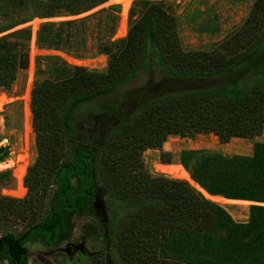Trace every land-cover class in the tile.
<instances>
[{
	"label": "trees",
	"instance_id": "16d2710c",
	"mask_svg": "<svg viewBox=\"0 0 264 264\" xmlns=\"http://www.w3.org/2000/svg\"><path fill=\"white\" fill-rule=\"evenodd\" d=\"M105 1L0 0V32L33 17L79 14ZM170 4L132 2L126 36L100 48L109 56L105 71L38 57L31 90L38 162L57 146L63 157L52 172L48 209L21 234L0 236V260L26 264L27 241L57 244L69 237L73 217L84 213L97 220L102 243L100 255L89 259L93 264H264V205L250 204L247 220L237 221L222 205L228 202L205 197L185 179L151 174L140 159L169 135L213 131L227 141L262 131L264 0H254L231 38L206 50L182 47ZM134 10L138 16L132 19ZM82 21L44 22L38 42L54 49L84 45ZM218 29L211 19L204 26ZM29 38V28L0 37V88H10L16 71L27 67ZM226 44L230 50L224 53ZM40 59L50 62L42 68ZM152 66L187 84L161 91L147 81L119 89ZM89 106L93 110L83 116ZM166 154L155 168L170 173ZM178 158L209 194L264 202V142H254L249 155L182 149ZM97 194L103 195L106 220L95 213Z\"/></svg>",
	"mask_w": 264,
	"mask_h": 264
},
{
	"label": "rangeland",
	"instance_id": "374dc122",
	"mask_svg": "<svg viewBox=\"0 0 264 264\" xmlns=\"http://www.w3.org/2000/svg\"><path fill=\"white\" fill-rule=\"evenodd\" d=\"M133 1L106 0L75 15L33 17L24 23L0 32L1 37L20 28H29L30 30V38L27 43V67L16 71L15 79L10 88H0V153L5 149L13 150L17 159L15 168L0 170V235L6 231L21 234L46 212L52 192V172L55 163L63 157L64 150L57 146L55 154H46L38 162V142L33 127L31 109V90L36 78L38 57L56 56L68 64L83 66L89 70L105 71L109 56L106 53H101L100 48L110 41L126 36L129 12ZM165 1L168 4L171 3L172 12L177 17L179 37L185 50H206L231 38L248 18L254 2V0ZM113 5H118V8H110ZM136 16H138V12L134 10L131 18L134 19ZM210 19L219 27L215 32L204 30V26ZM61 20H83L80 23V28L85 33L84 45L74 42L70 47L59 49L40 45L38 30L41 24L44 22L57 23ZM11 39L14 38L11 37ZM229 47L230 44H226L220 50L226 53L230 50ZM39 61L42 68H45L50 62V60L45 59ZM47 75L44 73L42 76ZM147 81H150L154 86H159L161 91L180 89L187 84L184 80L164 76L156 66H152L148 71L142 72L139 77L119 89L121 91L124 87L133 89ZM92 110V106L84 107L83 116ZM256 141L264 142V127L257 135L251 137L236 136L227 141L221 140L213 131L196 132L190 136L169 135L160 147L143 150L140 159L143 168L149 173H162L172 177L173 163H180L178 157L182 149H207L223 155H249L252 153ZM163 152L169 156L170 163L167 164L170 166V173H164L155 168L157 163H164L161 159ZM196 189L198 190V188ZM228 200L230 201H225L228 203L222 205L233 219L237 221L247 220L250 204L242 203L246 202L242 200ZM216 202L220 203L219 201ZM95 213L97 216L105 214L104 207L103 210L95 208ZM97 228L98 224L95 217L84 213L77 214L73 217L70 241L78 245L79 241L76 238L81 234H86L89 238L84 242V246L90 251H100L102 250V243L97 238ZM67 244V242L61 241L54 246H47L42 241H27L25 245L29 258L26 264H43L38 259L40 253L51 254V264H68V254L65 251ZM73 254L72 259L77 261L75 258L78 254ZM98 258L100 259V257ZM89 259H79L77 263L73 261V264H93Z\"/></svg>",
	"mask_w": 264,
	"mask_h": 264
},
{
	"label": "flooded vegetation",
	"instance_id": "af4514ba",
	"mask_svg": "<svg viewBox=\"0 0 264 264\" xmlns=\"http://www.w3.org/2000/svg\"><path fill=\"white\" fill-rule=\"evenodd\" d=\"M71 232H72V228L70 230V235L67 239L63 240L65 242H67V246L65 247V251L68 254V264H73V261H75L76 263L79 261V259H86V258H92L96 255H100V251H90L89 249H87V247L84 246V242L89 238L88 235L85 234H81L79 235L76 240L79 241V244L77 245L76 243L73 244L72 241H70L71 239ZM1 236V235H0ZM29 241H42L43 243H45L47 246H54L55 244H48L47 242L43 241V240H29ZM74 253V254H73ZM27 255L29 254L28 251L26 253ZM72 254L73 255H77V261L72 259ZM85 254V255H84ZM50 255L51 254H43L40 253L38 255V259L43 263V264H51V259H50ZM29 258V256H28ZM10 264L9 261L7 259H2L0 260V264Z\"/></svg>",
	"mask_w": 264,
	"mask_h": 264
},
{
	"label": "bare ground",
	"instance_id": "6f19581e",
	"mask_svg": "<svg viewBox=\"0 0 264 264\" xmlns=\"http://www.w3.org/2000/svg\"><path fill=\"white\" fill-rule=\"evenodd\" d=\"M16 166H17V159H16V155L13 150L5 149L2 153H0V170L7 169V168L13 169ZM171 175L174 178L188 180L192 186L197 188V184L190 179L189 172L183 167L181 163H177V162L173 163ZM207 197L211 200L219 201L220 203L221 202L223 203L225 201H230L219 195H213V196H207Z\"/></svg>",
	"mask_w": 264,
	"mask_h": 264
},
{
	"label": "water",
	"instance_id": "95a60500",
	"mask_svg": "<svg viewBox=\"0 0 264 264\" xmlns=\"http://www.w3.org/2000/svg\"><path fill=\"white\" fill-rule=\"evenodd\" d=\"M184 167V166H183ZM190 174V173H189ZM190 179L195 182L191 176H189ZM197 184V188L198 190L204 195V196H213L212 194H209L205 189H203L197 182H195ZM221 196V195H219ZM224 197V196H222ZM208 198V197H207ZM226 198V197H224ZM226 199H232V198H226ZM235 200H245V199H235ZM247 201V203L249 204H260V205H264V202H259V201H254V200H245ZM94 206L97 209H101L103 210V195L102 194H97L95 196V201H94ZM101 217L103 218V220H106V214H102Z\"/></svg>",
	"mask_w": 264,
	"mask_h": 264
}]
</instances>
